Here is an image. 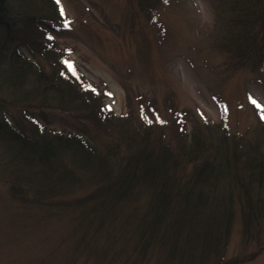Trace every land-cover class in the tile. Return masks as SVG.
Here are the masks:
<instances>
[{
  "label": "rangeland",
  "instance_id": "obj_1",
  "mask_svg": "<svg viewBox=\"0 0 264 264\" xmlns=\"http://www.w3.org/2000/svg\"><path fill=\"white\" fill-rule=\"evenodd\" d=\"M21 1L9 0L12 15L21 10ZM58 3L63 10L61 22L46 25L58 51L71 62L63 66L67 74L82 76L100 93L110 114L127 116L132 127L144 133L146 129L152 142L165 136L175 151L177 126L188 138L192 129L199 134L206 130L212 142H220L219 156L228 160L234 152L240 172L248 159L256 160L264 143V108L251 98L264 104V0ZM38 50L14 42L2 51L6 57L0 59V109H8L12 121L28 130L39 125L62 137L81 135L111 158L116 151L111 142L114 123L103 115L65 110L64 97L50 89L48 80L59 76L62 66L58 63L56 72ZM13 57L16 62H11ZM25 58L40 62L44 81H35V69ZM44 88L49 92H43ZM18 165L23 166L0 137V264H264V213H246L239 186L228 195L231 221L222 246L211 251L192 245L185 249L186 240L191 241L189 226L177 225L182 230L174 233L175 219L170 214L163 218L171 226L164 245L143 248L144 242L135 245L142 239L141 220L152 207L151 193L138 194L117 207V216L88 222L81 206H64L59 201L80 197L90 187L78 184L58 192L60 188L54 194L47 192L50 199L42 200L34 183L14 174ZM193 166L188 163L180 172L191 174ZM249 192L258 200L263 190ZM200 227L205 232L203 224ZM169 252L171 261L164 260Z\"/></svg>",
  "mask_w": 264,
  "mask_h": 264
},
{
  "label": "trees",
  "instance_id": "obj_2",
  "mask_svg": "<svg viewBox=\"0 0 264 264\" xmlns=\"http://www.w3.org/2000/svg\"><path fill=\"white\" fill-rule=\"evenodd\" d=\"M20 4L21 10L14 16L9 0H0V59L6 57L2 51L14 42H21L32 51L38 48V54L44 56L52 68H56L58 63L62 66L59 72L56 68L59 76L48 79L50 89L64 97L62 107L73 114L86 111L90 117L103 115L105 121L113 122L116 128V134L111 137L116 147L115 153L110 155L115 159L113 163L109 155H103L91 140L81 135L62 137L58 132L39 129V125L28 130L23 123L13 122L9 112H6L8 109L2 107L0 137L11 145L23 165L16 166L12 171L17 177L25 178L27 183L35 184L33 187L39 199H50L47 192L54 194L60 188L63 190L58 192H65L78 184L90 187V192L73 200H60L59 203L69 207L74 204L81 206L83 218L88 222H97L99 218L108 220L113 214L117 216L120 212L117 207H123L134 196L151 193L152 207L141 220L139 235L142 239L137 240L135 245L144 242L143 248L152 243L163 246L168 239V229L173 226L177 234L182 230H178L177 225L180 224L189 226L187 239H191V243L186 240L188 247L185 249L193 246L194 249L200 247L211 251L217 245L222 246L231 221L229 196L238 186L241 191L243 189L241 198L246 213L256 212L257 216L264 213V143L256 160L248 159L240 172L234 152L228 160L225 156H219L220 142L215 139L212 142L206 130L199 134L192 129V138H188L184 130L177 126L176 151L163 135L152 142L146 129L143 128L144 133L139 127H132L131 119L127 116L123 118L110 114L106 103L100 99V93L82 76L67 74L69 71L63 66L67 60L59 52L46 25L48 22H61L63 10L57 0H22ZM241 20L244 21L243 18ZM14 58L17 59L13 57L11 62H16ZM23 61L35 69V81H44L39 61H28L27 58ZM61 73H66V77H62ZM50 89L44 88L43 92ZM204 129L210 130L209 126ZM253 148L250 147V151ZM210 149L217 152L210 154ZM188 163H194L191 174L180 172L185 171L183 168ZM38 174L41 177L35 179ZM49 178H53L52 181ZM15 185L23 189V186ZM258 189L263 193L257 200L249 191ZM217 192L220 194L217 195ZM170 214H173L175 222L167 226L163 218ZM188 219L192 221L187 223ZM199 223L203 224L205 232L202 233L203 227L201 229ZM200 234L203 237L199 239ZM167 256L164 260L171 261L172 253L169 252Z\"/></svg>",
  "mask_w": 264,
  "mask_h": 264
},
{
  "label": "snow or ice",
  "instance_id": "obj_3",
  "mask_svg": "<svg viewBox=\"0 0 264 264\" xmlns=\"http://www.w3.org/2000/svg\"><path fill=\"white\" fill-rule=\"evenodd\" d=\"M59 2V0H57ZM71 65V62H67ZM252 102L257 105L258 108H264V104H261L258 100H256L254 97L251 98ZM262 118H264V114H262Z\"/></svg>",
  "mask_w": 264,
  "mask_h": 264
}]
</instances>
